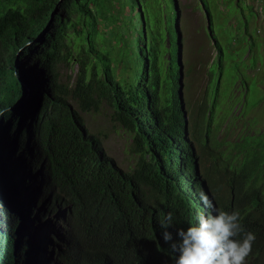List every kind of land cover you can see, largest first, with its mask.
I'll use <instances>...</instances> for the list:
<instances>
[{
  "label": "trees",
  "instance_id": "16d2710c",
  "mask_svg": "<svg viewBox=\"0 0 264 264\" xmlns=\"http://www.w3.org/2000/svg\"><path fill=\"white\" fill-rule=\"evenodd\" d=\"M179 15L177 0H0V137L15 123L26 131L20 122L34 110L32 180L24 204L6 213L0 264H175L176 230L205 211L201 187L222 191L211 200L219 210L248 207L244 224L264 245V129L219 141L210 75L192 108L177 104ZM36 73L39 94L19 108ZM98 113L130 135L131 171L88 131L84 115ZM7 161L0 152L3 176ZM169 212L172 226L162 229Z\"/></svg>",
  "mask_w": 264,
  "mask_h": 264
},
{
  "label": "rangeland",
  "instance_id": "374dc122",
  "mask_svg": "<svg viewBox=\"0 0 264 264\" xmlns=\"http://www.w3.org/2000/svg\"><path fill=\"white\" fill-rule=\"evenodd\" d=\"M177 3L180 11L178 30L181 36L178 60L180 59L183 64L178 77L183 80L184 85L180 88L178 86L177 104L184 108L185 102L190 108L191 100L195 103L201 93L205 91L206 94L209 93L207 83L210 75L214 85L212 97L215 95L218 97L212 107L213 115L218 116V120H222L218 140L239 142L237 139L240 136H248L261 131L263 124L259 125L262 128L257 125L258 121L264 119V0H204L202 3L199 0H177ZM204 7L209 15V23ZM126 13L127 8L120 12L122 16ZM245 34L251 35L250 44L246 43ZM177 39L178 35H176ZM218 50L223 52V58L220 61L223 70L221 74H219L216 60ZM36 63L38 62L34 64ZM186 63L190 66V74L186 70ZM75 68L77 66H73V70ZM67 73H69L68 70ZM37 76L38 73L31 78L36 77L37 79ZM214 77H217L218 81H214ZM24 84V95H26L29 92L26 85L28 83ZM35 91L36 87L31 84L29 96ZM20 99L21 97L16 99V104ZM26 102L27 100L19 108L26 109L27 106H24ZM241 110H243L242 117H238L237 120L233 118ZM84 116L88 131L100 138L107 157L113 159L122 170L131 171L134 166V156L130 154L128 148L130 135L118 124L111 123L104 113ZM30 117L22 120L26 126L34 121L32 119L34 116ZM1 119L0 116V123ZM232 121L237 123L238 127L229 130ZM18 127L19 123H15L7 135L0 137V152L5 153L8 159V166L4 168L9 170L5 176L0 171L1 202L5 199V191L2 187L10 189L12 167L18 164L19 161L16 162V160L23 157L22 152L27 149L28 131L23 133L18 143L16 137ZM1 133H4L2 129H0V136H2ZM225 147L223 146L222 149L226 150ZM48 208L47 206L46 209ZM5 210L6 207L3 212ZM34 218L35 213L32 219ZM49 218L52 219V217ZM3 220H5L4 216ZM3 220L0 219V221ZM57 220L62 224L60 219ZM0 228L5 229L1 223ZM5 232L9 233L6 229ZM5 242L3 239L2 243L5 244Z\"/></svg>",
  "mask_w": 264,
  "mask_h": 264
},
{
  "label": "clouds",
  "instance_id": "9594fccd",
  "mask_svg": "<svg viewBox=\"0 0 264 264\" xmlns=\"http://www.w3.org/2000/svg\"><path fill=\"white\" fill-rule=\"evenodd\" d=\"M35 78L32 79V84L39 81L38 77L37 79ZM28 86L29 92L25 95V101L35 93L29 96L31 84ZM36 91V94H39L37 89ZM23 101L19 105H22ZM33 114L34 110L26 109L27 117ZM20 124L24 128H27L28 144L26 146L27 149L22 152L21 156L23 157L17 159L16 162L19 161L18 164L12 167L10 189L2 187L5 191V199L3 202L0 201V219L3 220L4 216L5 220L0 221V223L4 228L6 227L4 222L7 221L6 213L12 212L13 206L19 205L21 207V204H24L27 198L28 187L32 180L29 166L33 148L29 146V127L31 124L29 123L28 127L22 121ZM24 132L16 131L18 143ZM201 189L198 194L200 193V200L205 211L197 213L195 224L190 225L186 229L181 228L176 230V237L179 243H172L170 245L172 251L177 253L175 264H264V245L257 235L255 236L250 232L246 226L247 222L250 223V214L244 212L241 210V207L239 208L236 205L235 209L237 211L231 213L217 209L215 202L211 200L214 198L218 199L222 191L216 192L215 190L211 191L208 188L202 187ZM230 206L233 209L234 203L232 200H230ZM5 207L6 210L3 212ZM239 209L241 212H239ZM243 216H247L246 219ZM172 220V213L169 212L161 222L162 229L171 227ZM5 229L0 228V244L3 242V235L7 234ZM38 229L44 232L47 231V227L43 225H40ZM162 238L166 243L173 240L172 234L167 230L162 232Z\"/></svg>",
  "mask_w": 264,
  "mask_h": 264
},
{
  "label": "flooded vegetation",
  "instance_id": "af4514ba",
  "mask_svg": "<svg viewBox=\"0 0 264 264\" xmlns=\"http://www.w3.org/2000/svg\"><path fill=\"white\" fill-rule=\"evenodd\" d=\"M207 20H208V23H209L208 15H207ZM251 38H252V37H250L249 39L246 40V43H247V44H250V43H251ZM218 53H219V51L217 52L216 60H217L218 63H219V62H220V57H218ZM218 59H219V60H218ZM219 65H220V67H221V63H219ZM209 81H210V79H209ZM209 81H208V83H209ZM182 82H183V80H182ZM208 83H207V84H208ZM207 90H208V89H207ZM204 93H206V91H205ZM183 99H184V98H183ZM198 99H199V97H198ZM190 102H191V107H190V108H192V106H193L194 103L192 102V100H191ZM201 102H203V103H199L198 106H201V105L204 104V100H202ZM195 103H196V102H195ZM184 106H185V107H184L183 109H184L185 111H187V109H190L188 106H186V103H185V102H184ZM208 106H209V108L211 109L213 105H212V103H209ZM185 111H184V112H185ZM242 112H243V110H241L240 112L236 113V116H235V117H236L237 119H238V117H240V116L242 117ZM185 117H186V113H185ZM237 119H236V120H237ZM262 124H263V129H264V119L261 120V121H258V125H257V123H256V125H257L258 127H259V125H262ZM189 127H190V126H189V124H188V129H189ZM237 127H238V124H237ZM259 128H262V127H259ZM263 129H262V130H263ZM262 130H261V131H262ZM261 131H259V132H261ZM253 135H258V134L256 133V134H252V135H248V136H253ZM248 136H242V137L240 136L239 138H240V140H241V139H245V138L248 137ZM241 150H242L243 152H247V147L244 148V149H241ZM241 210H243L244 212H246V213H248V214L251 215V211L249 210L248 207H241Z\"/></svg>",
  "mask_w": 264,
  "mask_h": 264
},
{
  "label": "water",
  "instance_id": "95a60500",
  "mask_svg": "<svg viewBox=\"0 0 264 264\" xmlns=\"http://www.w3.org/2000/svg\"><path fill=\"white\" fill-rule=\"evenodd\" d=\"M177 29H178V24H177ZM178 31V30H177ZM181 84L179 83V88H180ZM179 91V90H178ZM25 100L23 101V104H24ZM22 104V105H23ZM28 103H26L24 106H27ZM21 105V106H22ZM181 109V108H180ZM187 129V126H186V123L184 124V131Z\"/></svg>",
  "mask_w": 264,
  "mask_h": 264
},
{
  "label": "bare ground",
  "instance_id": "6f19581e",
  "mask_svg": "<svg viewBox=\"0 0 264 264\" xmlns=\"http://www.w3.org/2000/svg\"><path fill=\"white\" fill-rule=\"evenodd\" d=\"M50 217H52V218H53V216H50ZM55 220L57 221V219H55ZM55 220H54V223H56V222H55Z\"/></svg>",
  "mask_w": 264,
  "mask_h": 264
}]
</instances>
